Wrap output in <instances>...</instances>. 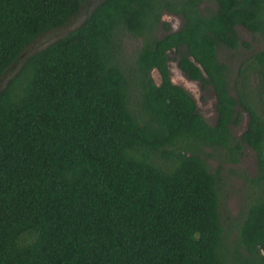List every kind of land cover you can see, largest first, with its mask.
I'll return each instance as SVG.
<instances>
[{"label":"trees","instance_id":"obj_1","mask_svg":"<svg viewBox=\"0 0 264 264\" xmlns=\"http://www.w3.org/2000/svg\"><path fill=\"white\" fill-rule=\"evenodd\" d=\"M0 264H264V0H0Z\"/></svg>","mask_w":264,"mask_h":264},{"label":"rangeland","instance_id":"obj_2","mask_svg":"<svg viewBox=\"0 0 264 264\" xmlns=\"http://www.w3.org/2000/svg\"><path fill=\"white\" fill-rule=\"evenodd\" d=\"M163 21L168 22L171 26L172 30H177L181 24L179 19L175 16L171 15H164L162 18ZM69 25L63 29L66 31L69 29ZM57 32L52 34H47L43 36L40 39H37L28 49L26 50L25 54H29L30 52L34 50H38L44 46H46L48 43H50L52 40L58 38ZM236 33L241 41H244L251 46V51L260 49V44L258 40L249 34L247 31H245L241 27L236 28ZM139 46V40L126 37L124 38V44L123 47L127 53L128 56H130L133 52L136 51V47ZM245 56V54L240 53L236 59L239 60L241 57ZM172 59L169 63V71H170V77L172 82L175 85H178L184 91L193 99L197 106V111L201 115V117L204 119V121L209 124L213 125L216 119V113H215V99L212 92V89L210 87H207L205 89H202L197 82H192L187 79L180 73V71L177 69L175 64V58L172 56ZM219 59L222 62H226V65H235V62L233 59H231V52L226 50H220L219 52ZM128 61V60H126ZM228 66V65H227ZM153 79L158 82L159 76L157 73L152 75ZM247 124V118L244 113L241 114L240 121L237 126H235L232 129V133L238 138L240 134L244 131ZM210 164L213 165V163L210 161ZM239 169H242L248 173V175L253 176L255 173V156L253 151L248 148L244 147L243 154L241 156L240 164L238 166ZM224 192L226 194V200L224 202V206L226 207L227 211L231 215H235L238 212L239 208V196L242 193L241 191V182L237 179L236 181H233L232 185L228 190H225Z\"/></svg>","mask_w":264,"mask_h":264},{"label":"flooded vegetation","instance_id":"obj_3","mask_svg":"<svg viewBox=\"0 0 264 264\" xmlns=\"http://www.w3.org/2000/svg\"><path fill=\"white\" fill-rule=\"evenodd\" d=\"M168 23V22H167ZM169 24V23H168ZM169 30L171 31V32H175V31H177V30H172L171 29V26L169 25ZM163 34V33H162ZM161 34V35H162ZM173 55H171V54H168V57L169 58H172L173 59V57H172ZM175 58V57H174ZM172 59H170V61L172 60ZM170 61H168L167 63H168V69H169V65L171 64V63H169ZM175 62V64H176V61H174ZM176 67H177V65H176ZM178 69V68H177ZM179 70V69H178ZM181 73V72H180ZM182 74V73H181ZM183 75V74H182ZM184 76V75H183ZM185 77V76H184ZM171 78V77H170ZM185 79H187L186 77H185ZM188 80V79H187ZM190 81V80H189ZM192 82H196V81H192ZM197 83H199V82H197ZM199 85H200V83H199Z\"/></svg>","mask_w":264,"mask_h":264}]
</instances>
